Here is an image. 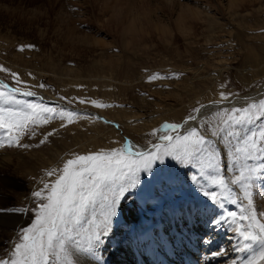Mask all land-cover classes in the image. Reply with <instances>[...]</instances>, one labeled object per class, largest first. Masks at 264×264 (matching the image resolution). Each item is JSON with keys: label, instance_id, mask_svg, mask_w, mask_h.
<instances>
[{"label": "rangeland", "instance_id": "1", "mask_svg": "<svg viewBox=\"0 0 264 264\" xmlns=\"http://www.w3.org/2000/svg\"><path fill=\"white\" fill-rule=\"evenodd\" d=\"M87 1L0 0V65L9 69L7 73L0 71V77L24 90L62 99L68 106L48 104L79 114L71 124L56 118L46 125L36 126L35 135L22 137L21 143L29 145L28 148L5 147L11 154V162L0 172V207L34 208L31 192L42 187V180L55 179L47 177L46 171L62 167L74 154L120 148L126 137L149 146L164 134L162 125L165 122L178 123L189 114H195L194 108L221 99V92L231 94L230 98L264 86V0H239L238 3L210 0L214 5L213 17L217 19L212 28L208 20H199L195 33L191 30L190 33L181 32L175 22L162 17L170 24L172 35L160 38L155 33L146 34L128 46L117 35L116 27L105 23L109 8L107 11L102 5L100 9L99 2ZM180 1L197 4L195 0ZM69 19L75 20L74 25L82 33L101 38L108 45L70 46ZM21 45L34 47H25L21 51ZM13 72L23 83L16 84L11 76ZM157 73L161 78L149 80ZM41 84L45 87H39ZM17 97L40 99L21 94ZM81 98L85 103L79 102ZM262 99L264 95L235 107H246ZM92 100L110 106L98 108ZM231 107L234 105L211 111L199 121V125L206 122L199 130L217 144L225 165L228 144L220 137L212 136L211 129L219 123L216 113ZM93 110L118 122L119 128L99 118ZM262 126L264 118L248 127L259 129ZM154 129L159 131L154 134ZM45 136L47 139L41 143ZM161 168L165 176L172 178L167 184L142 173L141 184L121 199L124 211L114 218L113 230L99 249L103 261H108V251H113L116 245V241L108 245L110 236L114 233L119 239L120 230L129 232L125 213L128 203H139L140 215L145 212L144 216L149 219L160 218L162 209L169 202L177 206L186 201L208 202L199 185L191 180L193 175L200 173L195 161L181 164L166 158L165 165L155 166L156 177L161 175ZM227 175L232 173L227 172ZM146 180L151 182L144 183ZM201 183L205 181L201 180ZM238 192V186H234L232 198H237ZM260 200L258 189L254 196L258 214L263 211ZM149 203L152 205L147 207ZM222 203L227 212H237L239 218L246 200L241 196L236 204L230 199H224ZM16 216L24 217L23 223L15 225ZM33 219L34 212L31 211L0 213V259L8 258L19 229ZM131 225L134 226L132 222ZM125 257L128 263L134 264L127 255ZM80 264L83 263L80 261Z\"/></svg>", "mask_w": 264, "mask_h": 264}, {"label": "snow or ice", "instance_id": "2", "mask_svg": "<svg viewBox=\"0 0 264 264\" xmlns=\"http://www.w3.org/2000/svg\"><path fill=\"white\" fill-rule=\"evenodd\" d=\"M25 47L34 45H21L20 50ZM0 71L7 73L9 69L0 65ZM11 76L17 85L23 83L17 73L13 72ZM158 78L161 77L157 73L149 80ZM17 94L36 96L31 90L0 82V148H28L29 145L21 143L22 137L35 135L36 126L46 125L56 118L71 124L79 115L73 110L42 102L43 98L18 99ZM230 95L221 92V101L214 103L227 100ZM79 102L85 103V100L81 98ZM91 103L98 108L110 106L95 100ZM204 107L200 105L193 112L198 114ZM197 118L190 114L183 123L165 122L162 125L164 134L159 135L160 142L151 150H133L131 143L126 141L120 148L74 154L62 167L47 170L46 176L55 179L42 180V187L31 192L34 208L0 207V213L34 212V219L19 229L10 255L0 259V264H80L81 255L101 260L99 249L113 230L114 218L124 211L121 199L141 184V174H149L162 184L172 179L163 174V168L159 169V177L155 175V166L165 165L166 158L181 164L195 161L200 173L193 175L191 180L199 185L202 195L213 205L223 207L224 199L236 204L241 196L246 200L239 218L237 212H227L229 223L234 226L232 230L239 238L234 250L248 254L231 264H264V211L258 214L254 204L258 189L264 194V126L259 129L248 127L264 118V99L216 113L219 123L211 129V134L228 144L226 165L217 144L199 130L206 122L180 132ZM153 131L155 134L159 129ZM46 139L47 136L41 143ZM233 186H238L237 198H232ZM209 223L218 224L219 221L209 218ZM211 255H227V251L220 249Z\"/></svg>", "mask_w": 264, "mask_h": 264}, {"label": "bare ground", "instance_id": "3", "mask_svg": "<svg viewBox=\"0 0 264 264\" xmlns=\"http://www.w3.org/2000/svg\"><path fill=\"white\" fill-rule=\"evenodd\" d=\"M89 1H92V3L99 2L100 9L102 5L105 7L103 9L107 11L109 8V18L107 17V22L105 23L116 27L117 35H120L119 37L122 38L125 46L130 44L134 45V41H137L139 38L142 39L146 34L155 33V35L160 38H168L172 35L170 24L163 21L162 17L168 18L171 23L175 22L176 28L181 32L188 33H190V30L195 33V25L199 23V20H208V25L211 28L215 24V20H217L213 17L212 12L214 5H212L210 0H195L197 2L196 5L188 2L184 3L180 0ZM233 1L238 3L239 0ZM228 2L230 3V1ZM213 4L215 3L213 2ZM88 5L89 3L86 4V6ZM203 9L204 11H202ZM61 13H63V11ZM203 13L206 14L205 17H203ZM74 21L75 20L70 21L67 26V34L69 42L71 43L70 46L74 47L75 45L89 43L100 46L108 45V43L101 38L82 33L81 30L76 28ZM172 30L174 29L172 28ZM0 82L15 87L3 77H0ZM35 93L36 96L33 98L40 97L47 103H59V105H64L62 101L53 96ZM258 95H264V86L251 90L244 95L230 97L220 103L214 102L221 101V99L209 101L204 104L205 107L201 108L200 113L194 114L197 115V120L190 121L188 125H185L181 129L200 126L199 121L209 114V112L224 106H244L247 102L254 100ZM97 114L100 118L105 116L107 119L112 120L102 113ZM174 117L178 118L175 115ZM185 119L178 121L179 123H183ZM114 123L112 124L116 127L119 126L118 122ZM126 139L127 142L131 143L133 150H147L150 148V146L139 143L128 137H126ZM10 162L11 154L9 151L5 147L0 148V172L5 171ZM138 204L136 201H133L131 204L128 203L125 207L128 224L126 228L129 229V232L127 231L126 234L120 230L119 236L121 238L119 239L114 237V233L112 237L110 236L108 245L112 244L114 241H116V245L113 251H108V261H103L102 259L97 260L91 256L81 255L79 259L83 264H131V262L128 263V258L125 257L126 255L134 264H231L233 260L246 258L248 255L247 253H237L234 250L238 245L239 238L232 230L234 226L229 223L227 211L219 205H213L211 201L197 204L186 201L178 206L169 202L162 209L160 218L156 216V218H153V216L149 219L144 216L145 212L143 215H140ZM151 205L152 204L149 203L147 207ZM260 207L264 211V194H261ZM197 209H199V216H197ZM19 216L15 217L17 219L15 225H20L24 221V217L21 216V218H19ZM222 216L224 219H221ZM209 218L218 220L219 223L211 224L209 223ZM1 222L3 223L4 221L1 220ZM131 222L134 226L131 225ZM123 228L125 227L123 226ZM220 249H225L227 255L216 257L211 255L213 252L219 251ZM183 254L186 255L185 258H183Z\"/></svg>", "mask_w": 264, "mask_h": 264}, {"label": "water", "instance_id": "4", "mask_svg": "<svg viewBox=\"0 0 264 264\" xmlns=\"http://www.w3.org/2000/svg\"><path fill=\"white\" fill-rule=\"evenodd\" d=\"M258 96H259V95H258ZM258 96H257V97H258Z\"/></svg>", "mask_w": 264, "mask_h": 264}]
</instances>
